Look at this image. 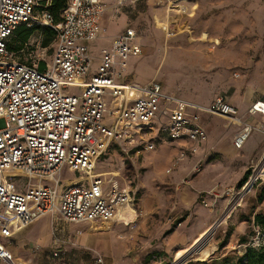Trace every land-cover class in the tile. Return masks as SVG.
<instances>
[{
	"label": "built area",
	"instance_id": "2783aa9c",
	"mask_svg": "<svg viewBox=\"0 0 264 264\" xmlns=\"http://www.w3.org/2000/svg\"><path fill=\"white\" fill-rule=\"evenodd\" d=\"M124 1L128 0H120ZM36 5L37 0H0V259L14 262L1 238L12 237L15 221L27 226L44 215L57 214L71 223H107L119 209L135 208L136 191L127 181L121 184L120 168L94 171L113 146L124 154L132 150L141 155L155 149L153 133L170 141L185 140L189 145L180 148L175 167L197 154L207 141L202 114H217L242 124L233 140L237 149L252 132L264 134V124L247 122L223 96L208 104L192 103L164 91L157 80L131 78L129 60L143 53L135 41L139 35L135 28L127 27L101 50L98 66L91 73L88 43L101 31L104 0H69L57 23L48 11L36 12ZM21 23L42 24L56 31L51 60L43 68L39 67L41 60L19 61L7 47ZM72 85L82 87L80 96L69 91ZM247 114L264 115V100H256ZM66 166L84 177L63 182ZM258 167L245 183L224 193L231 209L256 181L264 180ZM20 175L27 181L18 189L9 180ZM105 175L112 178L104 180ZM210 194L218 196L214 189L200 195L206 207ZM58 255L55 251L54 256Z\"/></svg>",
	"mask_w": 264,
	"mask_h": 264
},
{
	"label": "rangeland",
	"instance_id": "374dc122",
	"mask_svg": "<svg viewBox=\"0 0 264 264\" xmlns=\"http://www.w3.org/2000/svg\"><path fill=\"white\" fill-rule=\"evenodd\" d=\"M128 1L122 3L118 0L113 8V16L118 18L128 12L129 24L139 32L135 41L142 46L143 53L140 57H132L128 68V74L134 80H157L164 91L198 104H207L220 92L231 93L237 84L241 86V94L254 86L256 95L258 68L263 70L260 78L264 81V66H258L264 57V0H137L134 8ZM165 22L168 23L166 26ZM161 24L163 26L160 27ZM116 28L102 26L98 38L88 43L93 57L91 73L98 66L101 50L110 46ZM39 36L38 32L33 34L22 57L49 62L53 43L41 47ZM188 50L196 56L194 60L192 55L193 62L188 61ZM235 72L242 73L241 77L235 78ZM69 91L80 96L82 87L72 85ZM261 94L264 97V91ZM209 115L228 122L221 115ZM225 129H228V125ZM150 138L155 144L154 150L136 155L128 147L130 151L124 154L120 147L113 146L110 155L100 160L94 170L100 172L120 168V180L131 183L136 191L137 211L148 210V216L142 220L140 216L137 222L127 227L137 230L144 226L140 233L144 250L142 255L163 241L167 236L164 229L169 227V223H176L183 212L187 211L190 215L187 227L191 229L192 226H199V214L204 210L215 214L210 218V227L221 219L220 224L209 233H202L190 248L178 250V259L174 264H245L243 256L249 247L260 249L264 246V228L253 222L256 214L264 215V180L256 181L236 208L231 209L226 198L215 204V199L208 196V207L215 209L210 211L200 198L193 201L189 196L192 194L181 195L180 187L186 185L177 181L185 172L179 175L181 166L172 168L180 150L179 141H170L154 133ZM220 140L221 137L217 139L219 152L212 153L211 158L200 167V172L206 170L208 173L207 177L201 179L208 182L204 190L216 185L240 186L247 170L251 172L250 177L255 173L256 165L264 179V156L262 159L253 156L244 166L232 151H227L229 145L233 146V132L222 146ZM224 145H227L226 148ZM257 151L256 143L249 139L244 148L237 152L238 157L242 156L241 159L246 161ZM82 177L84 175L70 171L67 166L62 172L63 182L81 180ZM111 178L110 175L103 177L104 180ZM190 178L193 180L192 176ZM9 181L21 189L27 179L20 175ZM124 182L121 184L124 185ZM192 191L196 190L193 188ZM77 228L89 233L91 240L94 237L90 223H81ZM150 243L152 246H149ZM85 248L91 252L87 255L91 260L100 254L96 249ZM176 258L163 260L143 257L140 263L153 260L150 264H170Z\"/></svg>",
	"mask_w": 264,
	"mask_h": 264
},
{
	"label": "crops",
	"instance_id": "0c3cea01",
	"mask_svg": "<svg viewBox=\"0 0 264 264\" xmlns=\"http://www.w3.org/2000/svg\"><path fill=\"white\" fill-rule=\"evenodd\" d=\"M104 1L106 2V11L102 16L101 25L104 26V28L110 26L117 27L111 37V41L127 27H132L137 30L136 27L129 24L130 18L128 16V12H126L127 15L126 13H123V15L118 18L113 16V8L118 0ZM128 2L130 5H133V8L136 7L134 5L136 4L135 1L129 0ZM189 17L187 16V18ZM167 24V22L164 23L165 26ZM159 26L161 27L163 24ZM192 55H194L195 60V54H192L191 51L188 50L187 58L190 62H193V59H191L193 58ZM258 66H264V57L261 61H259ZM262 72L263 70L260 68L256 71V95L254 86L249 87L245 94H241V86L240 84H237L233 86L231 93L227 94L220 92L216 94L208 103L213 101L217 96H223L230 104L238 108L240 115L244 116V119L247 122H250L255 126L264 124V115L247 114L248 108L256 100H264V97H262L263 95L261 94V92L264 91V81H261L260 78V74ZM241 74L242 73L240 72H235L234 77L238 79L241 77ZM131 78H133L132 75ZM257 90L261 92H258ZM224 118L228 119L227 123L221 118H212L209 114H202L200 122L207 132L208 139L201 145V149L197 154L190 156L188 159L177 165L178 167L181 166L180 172L178 173L179 175L185 172V175L181 176L177 181V183L181 181L186 185L180 187L181 195L184 196L185 194H192L189 196H191V200L193 201L200 198L202 193L209 192L214 189V192L218 194L217 197H213L216 204L223 198L225 199L224 193L228 188L237 186V184L225 186L216 185L208 190H204L205 187H207L208 182H206V180H201L204 177H207L208 173L206 170L200 172V167L204 164V162L206 163L211 158L212 153L219 152L217 149V139L221 137L220 146H222L223 143L232 135V132L234 140L235 135L242 128V124L232 121L227 117ZM227 125L228 129H225ZM249 139H252L253 143H256L258 151L257 153L254 152L253 155H251L246 161L241 159L243 158L242 156L239 158L237 152L243 149L245 144L241 149H237L232 141L233 146L229 145V149H227V151H232L235 157L243 163L244 166L245 163L248 164L250 162V159L253 156L260 159L264 156V134L260 131H254L249 136L247 141H249ZM178 145L180 148L187 147L189 143L185 140H181L178 142ZM226 146L227 145H224V148H226ZM178 153L179 150L177 155ZM198 164L201 165L199 166V169L196 170V166H198ZM178 174L176 176H179ZM190 176H192L193 180H191ZM193 188L196 191H192ZM209 196H212V194ZM136 200L137 198L135 197V208L131 207L130 209L125 210L121 217H118V214L120 213L119 211L125 207L119 209L116 218L107 223H71L63 220L57 214L44 215L37 221L27 226L20 225L15 221L11 226L12 237L10 239L1 238V241L7 244L14 259L13 264H150L153 260L149 263H142V261L140 263V258L146 257L147 259L150 257H159V259L163 260L176 258L178 250H186L190 248L202 233L207 232L211 228L210 218L215 215L213 212L203 210L201 214H199L201 220V222L199 221V226H192V228L189 229L187 225L190 220V215L188 216L187 211L183 212L182 216L177 219L176 223L175 221L173 223H169V227L164 229V234L167 236L163 239V241L159 242L151 250L142 255L144 250L141 247L142 242L140 240V233L143 231L142 229L144 226L141 225L137 230H130V227L129 229L127 228L128 225L137 222L140 216L142 220L148 216L149 213L148 210L145 209L139 213L136 209ZM213 208L208 207L210 211L215 210ZM81 223L85 225L90 223V231L94 233L92 240L89 233L82 232L79 228H77V225ZM177 224H179V226H177ZM143 240L146 239L143 238ZM150 245L151 243L149 246ZM87 246L96 249L100 252V254L96 255L93 257V260H91V258L87 256L91 253L87 252L85 248ZM55 251L59 252L58 256H54ZM98 258H102V263L98 262ZM0 264L12 263L8 260L0 259Z\"/></svg>",
	"mask_w": 264,
	"mask_h": 264
},
{
	"label": "trees",
	"instance_id": "16d2710c",
	"mask_svg": "<svg viewBox=\"0 0 264 264\" xmlns=\"http://www.w3.org/2000/svg\"><path fill=\"white\" fill-rule=\"evenodd\" d=\"M68 1L69 0H37L36 12L41 13L44 10L48 11L50 16L54 19V22L57 23L61 20L62 12L66 8ZM35 32L40 34L39 38L41 47H46L51 43L54 45L57 34L52 27L37 23L32 25L21 23L7 43L8 49L16 54L19 61L26 63L32 62V60L24 59L22 53L29 46V41ZM44 65V61H41L39 67L43 68ZM250 173V170L245 173L241 185L247 181ZM261 199L262 198H260V200ZM253 222L254 225L264 228V215L256 214ZM243 259L245 260V264H264V246L260 249L249 247L243 256Z\"/></svg>",
	"mask_w": 264,
	"mask_h": 264
},
{
	"label": "water",
	"instance_id": "95a60500",
	"mask_svg": "<svg viewBox=\"0 0 264 264\" xmlns=\"http://www.w3.org/2000/svg\"><path fill=\"white\" fill-rule=\"evenodd\" d=\"M220 220H221V219H220ZM220 220H218V221H217V222H216V223H215V224H214V225H213V226H212V227L206 232V234L209 233L210 231H212V229H214V227H216L217 225H219V224H220V223H219ZM206 234H205V235H206ZM177 259H178V258L175 259V261L173 262V264L177 261Z\"/></svg>",
	"mask_w": 264,
	"mask_h": 264
},
{
	"label": "bare ground",
	"instance_id": "6f19581e",
	"mask_svg": "<svg viewBox=\"0 0 264 264\" xmlns=\"http://www.w3.org/2000/svg\"><path fill=\"white\" fill-rule=\"evenodd\" d=\"M130 208H131V206H129V207L127 206V207H125L124 209L120 210V211H119L120 213L118 214V217H121L122 214L124 213V211L127 210V209H130Z\"/></svg>",
	"mask_w": 264,
	"mask_h": 264
}]
</instances>
